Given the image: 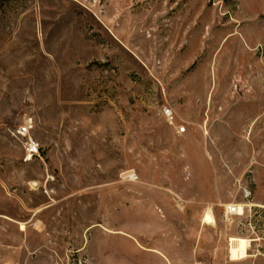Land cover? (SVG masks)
I'll return each instance as SVG.
<instances>
[{"label": "rangeland", "instance_id": "obj_1", "mask_svg": "<svg viewBox=\"0 0 264 264\" xmlns=\"http://www.w3.org/2000/svg\"><path fill=\"white\" fill-rule=\"evenodd\" d=\"M0 264H264V0H0Z\"/></svg>", "mask_w": 264, "mask_h": 264}, {"label": "bare ground", "instance_id": "obj_2", "mask_svg": "<svg viewBox=\"0 0 264 264\" xmlns=\"http://www.w3.org/2000/svg\"><path fill=\"white\" fill-rule=\"evenodd\" d=\"M234 242L238 243V250L233 249L232 253L236 256V253H239L241 258H245L248 255L249 243L244 240H235Z\"/></svg>", "mask_w": 264, "mask_h": 264}, {"label": "built area", "instance_id": "obj_3", "mask_svg": "<svg viewBox=\"0 0 264 264\" xmlns=\"http://www.w3.org/2000/svg\"><path fill=\"white\" fill-rule=\"evenodd\" d=\"M186 133V129L185 128H181L179 131H178V134H184ZM29 153L31 154V156H33L34 154H37L38 153V148L36 145H31L30 148H29Z\"/></svg>", "mask_w": 264, "mask_h": 264}]
</instances>
